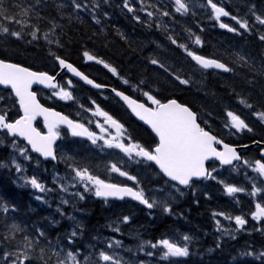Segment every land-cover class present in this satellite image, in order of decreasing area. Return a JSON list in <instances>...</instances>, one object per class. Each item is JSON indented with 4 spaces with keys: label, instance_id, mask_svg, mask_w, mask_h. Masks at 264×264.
<instances>
[{
    "label": "snow or ice",
    "instance_id": "6c2138e0",
    "mask_svg": "<svg viewBox=\"0 0 264 264\" xmlns=\"http://www.w3.org/2000/svg\"><path fill=\"white\" fill-rule=\"evenodd\" d=\"M105 4H108V0H91V4L89 0H0V35L15 37L18 40L27 39L30 36L32 39L27 42L33 43L38 39V33L41 32L40 23L47 21L48 27L47 31L43 32V39L49 46L48 56L58 63L59 68L67 69L69 73L81 78L88 85L103 90L108 85L90 79L58 54V50L63 45L61 36L57 35L56 30L60 29L61 35L63 34L64 25L59 20H63L65 15L71 22L73 19L79 20L81 14H87L99 25L101 15L105 18L109 16V12L103 10L102 5ZM206 6L210 9V18L218 22L221 29L236 34H240V30L251 31L246 19L232 15L219 2L206 0ZM120 7L132 14L134 22L147 27H152V22H154L157 28L162 27L159 17L172 15V12L167 10L168 8L173 9L174 13L188 11V5L184 3V0H172L171 4H163L157 0V4L153 5H145L144 0H122ZM149 8L152 10L149 11ZM49 9H54L56 15H52ZM138 10L145 13L147 19H142ZM250 11L255 19L264 25V15H257L254 5ZM45 13L48 14L45 15ZM222 17H230L238 27L224 23ZM17 28L19 30H16ZM164 30L168 31L167 28ZM189 32L191 34L190 29ZM119 35L121 39H127L124 33L120 32ZM167 39L171 45L183 49L194 62V67L199 73L220 70L224 74L242 77L251 87L260 84L264 92V55H261L257 61L255 57L236 52L232 54L234 58L230 62H224L222 58H212L193 51L187 44L179 43L178 38L171 34L167 36ZM259 41L264 43V34L259 36ZM193 44L202 46L200 36H195ZM53 45L56 46L55 50ZM83 56L88 61L103 65L118 78L122 86H126V90L112 87L111 93L119 98L135 117L150 127L155 134V139L147 144L140 143L127 133L124 123L101 107L95 99L89 98L88 107L84 104L79 106L84 113L90 114L86 122L71 119L54 108L45 107L37 99V93L32 91L33 84L39 83L52 89L53 95L50 98L58 97L63 101H74L72 91L68 90L72 87V80H67V87H65L56 83V77L47 71H33L31 67H26L21 62H12L8 56L0 57V85L6 86L5 91L11 94L10 97L0 95V146L5 144V140H10V153L7 157L0 158V168L9 170L14 168L17 179L25 186L30 185L39 193L33 197L34 201L48 204L49 201L45 196L57 193L60 199L56 212L61 219L66 215L63 211L64 205H69L73 200H84L89 193H94L96 197L103 198L105 201L109 198L124 200L130 197L150 212L162 206L163 212L170 214L172 208L168 204V199H174L172 193L183 195L181 186L191 189L194 184L204 179L217 181L229 196L245 192L246 189L243 187L218 179L220 169L228 168L233 172L243 170L245 178L252 183L249 195L257 197L259 194L261 196V201L255 203V210H252L250 215L253 220L264 223V136L259 140H253V144L259 149V158L244 157L235 145L226 143L224 139L219 138L218 134H213L208 129L207 121L202 119L200 110L198 108L194 110L195 104L187 100L182 102L175 94L163 95L159 87L160 74L177 88H191L196 83L193 76L183 67L176 68L167 65L159 57L151 56L147 58V63L149 67L156 69L157 75L125 77L120 74L117 67L107 62L102 56L91 54L89 51H84ZM129 92L131 94H128ZM233 94L236 95L235 88H233ZM9 99L12 101L11 106H9ZM248 99L250 97L245 99L241 96L239 102L251 109L254 105L248 103ZM254 114L261 122H264V111ZM203 115L211 117L209 112ZM38 116L43 117L47 131H41L34 126L33 122ZM225 116L227 122L224 127L230 131H253L249 123L235 111L226 109ZM61 125H66V130L70 131L72 136L84 138L90 145L96 146L100 152L118 150L127 162L153 169L159 180L163 181V186L151 190L143 188L139 174L132 175L130 171L125 170L124 159L109 161L105 166L106 171L109 174L114 173L126 178L127 181L132 182L131 185L102 179L100 175L93 174L87 159L77 161L74 157H61L67 165L68 173L65 176H60L58 173L53 176L55 189L48 188L41 183L36 175L24 176L26 168L21 161L31 162L33 153L39 154L46 160L48 158L57 160V140L61 135ZM36 163L38 166L40 161L37 160ZM209 164L216 166L209 168ZM249 169L256 175L248 176ZM257 182L261 187L256 186ZM70 188L79 190L69 191ZM165 188L168 189V194L163 200H157L148 194L149 191L164 192ZM204 195L207 197L208 193L205 192ZM18 215L15 204L10 207L7 202H0V222L4 223V231L0 232V264H137L136 261L125 260L119 254L117 249L122 248L123 245L122 241L115 237L94 238L100 240L101 243L104 241L106 243H103V247H100L98 251L93 248L88 255H84L76 244L81 225L74 215H67V219L74 222L72 230L65 232L63 236L57 235L55 239L50 238V229L44 226H37L33 223L31 226L21 227V224L16 222ZM212 217L215 220L217 231L233 239L235 236L232 232L223 228L221 221L216 217H223L230 222L234 220L237 230H243L248 223L244 214L232 216L224 211H213ZM130 219L129 215L118 218L113 231L120 233V223L127 224ZM8 220L12 222L7 223ZM50 223L55 226L59 224V221L52 219ZM256 230L264 231V229ZM194 242H196L195 238L187 233L178 240L168 236L157 240H141L137 245V251L142 252L147 259L138 260V264H153V261L156 264H187L186 260L179 258L193 256L191 248ZM244 248L246 250L239 251L238 256L233 255L231 259L220 260V264H241L238 257H254L264 264V250L257 252L252 245L248 244L244 245ZM222 249L223 240L218 239L214 248L197 254L203 257L222 251ZM81 256H83L82 261L79 259ZM199 264H213V262L212 259L208 261L201 259Z\"/></svg>",
    "mask_w": 264,
    "mask_h": 264
},
{
    "label": "trees",
    "instance_id": "16d2710c",
    "mask_svg": "<svg viewBox=\"0 0 264 264\" xmlns=\"http://www.w3.org/2000/svg\"><path fill=\"white\" fill-rule=\"evenodd\" d=\"M117 1L122 0H116V2ZM109 3L112 15H109L107 18L101 15V23L99 25L92 21L87 14H81L79 20L73 19L71 22L68 21L66 15L63 20H59V22L64 25V28L62 35L60 29L56 30L57 35L61 36V44L63 45V47L58 50V54L63 58H66L70 63L88 74L97 82L111 87H117L119 90H126V86H122L118 78L113 76L107 69L102 68V65H97L95 61L86 60L83 56L84 51H89L91 54L102 56L107 62L117 67L122 76L151 77L157 75V73L155 68L149 67L147 58L152 55L157 57L156 54H153V50L157 47V39L153 34H149L150 30H147L148 32L142 30L141 24L133 21L132 14L127 15L126 12L120 8L121 3H119L118 6L112 5V0H109ZM160 3L171 4L170 0H160ZM144 4H157V0H147ZM148 10L151 11L152 9L149 8ZM167 10L171 12V8H168ZM49 11L52 15H56L54 9H49ZM107 11H109V8H107ZM47 14L48 13H45V15ZM141 18L146 19V16ZM47 27V21L40 23L41 32L38 33V39L33 43L27 42V40H31L29 36L27 39L18 40L14 37L0 35V57L8 56L12 59V62H21L24 66L31 67L34 70L47 71L55 74L57 71V63L48 56L49 46L43 39V32L47 31ZM154 27L155 24L150 27L153 32L156 31ZM101 29H103V31H101ZM16 30L19 29L17 28ZM139 30H142L143 32ZM120 32L124 33L127 37L126 40L121 39L119 35ZM3 41L4 43H2ZM210 41L213 49L217 50L216 52L225 51V46L222 43H217V41L212 40ZM52 47L54 50L56 49L55 45ZM169 62L170 60L167 59V64H169ZM159 79V87L163 95L175 94L182 102L187 100L196 106L203 105L207 109L206 111L211 112L218 110L219 106H221L219 104L223 105V102L224 104L228 102L229 98L233 96V88H235L236 93H239L246 83L243 78L235 80L234 78H231L230 75H226L221 76V79L219 80L221 88L217 86L218 82L209 78V80L206 81V86L201 90H197L193 87L177 88L171 85V82L162 74L159 75ZM80 87L83 88L82 86ZM249 88V94L255 96L258 103L264 102V95L259 94L258 91L251 87ZM128 94L131 93L129 92ZM140 142H142V144L148 143L145 141ZM1 147L2 146H0V149ZM79 148L83 150V145H80ZM75 150L77 151V149ZM4 157L5 156L0 154V158ZM210 166L213 167L214 165L211 164ZM216 184L217 183L211 182L206 185L205 189L198 190L199 193L196 194L194 198L189 196L187 198V209L189 211L187 222L194 226V231L196 229L199 231L201 226L207 225V215L205 213L207 210L203 212L202 204L208 203V201H205L202 198V195L207 192L208 195L214 197L219 193ZM0 202H7L10 207L13 204L16 205L19 213V215L16 216V222L20 223L21 227H24L25 225L31 226L33 223L37 226H44L50 229V238L52 239H55L57 235L63 236L65 232H68V229L63 228V224H60L59 227L51 228V210L44 207L33 206L27 192L17 188L13 184L11 173L9 174L6 168H0ZM172 207L173 210H175V206L173 205ZM139 209L140 208L134 203L124 202L122 204H117L113 209L107 208L105 214L104 212L101 213L99 211L98 206H94L92 208L93 213H91L89 217L83 215L79 220L81 231L78 232L76 237L77 246L84 255H88L93 248L98 251L100 247H103V243H106L105 241L101 243L100 240L94 239L98 238L96 230L106 227L107 225V222H102L103 217L105 215L111 217L112 213H116L115 217L118 215L120 217L123 215H129L131 219L127 225L133 226L134 221H138L137 216L140 215ZM176 212L180 213L179 207L176 209ZM83 213L85 214V209H83ZM177 216L179 217V214ZM11 222L10 220L7 221V223ZM63 222H65V220H63L62 223ZM174 223L175 221L169 219V217L158 220L157 223L147 222V234H149L152 240H154L157 236H161L166 230L174 229L172 227ZM0 227L3 229L0 232L4 231L3 222H0ZM217 240L218 238L215 235H211L206 237L202 244L197 242V246L193 250L191 249L193 256L191 258H185L187 264H199L201 259L204 261L212 259L213 264H220V260L231 259V256L233 255L238 256L239 251L246 250L244 248V245L246 244L252 246L256 245L257 249L261 248V244L258 245L255 240L251 239V241L248 242L242 237L228 242L223 241L222 251L215 252L211 255H204L203 257L197 254L199 252H204L209 248H214ZM65 248L67 249L66 245ZM72 250L75 251V249ZM80 259L82 261L83 256H81ZM238 259H240L241 264H250L249 261H251L247 257H238ZM254 263L255 262L252 264ZM257 264H261V261L259 260Z\"/></svg>",
    "mask_w": 264,
    "mask_h": 264
},
{
    "label": "rangeland",
    "instance_id": "374dc122",
    "mask_svg": "<svg viewBox=\"0 0 264 264\" xmlns=\"http://www.w3.org/2000/svg\"><path fill=\"white\" fill-rule=\"evenodd\" d=\"M147 0H144V2ZM112 0V5L118 6L119 3L122 5V1ZM172 0H170V3ZM214 2H219V4L226 8L232 15H237L241 17L242 19H246L249 24L257 27L261 24L259 21L255 19V16L252 15L250 9L252 6H255V12L257 15H264L262 14L261 10L256 7L255 3L249 2L248 0H214ZM261 2V1H260ZM89 3L91 4V0H89ZM115 3V4H114ZM184 3L188 5V11L186 13H174L173 9H171L172 15L168 17H159V23L162 25L161 28H157L156 26L154 29L156 30L153 32L150 27H147L145 25L141 24V28L144 31L150 30L149 34H153V36L157 39L156 41V48L153 50V54H156L157 57L161 59L162 62H165L167 64V59L170 60L169 64L176 68L183 67L184 70H186L190 75L193 76V79L196 81V83L193 84V88L198 90L203 89L204 86H206V81L210 79H215L217 83V86L221 88L220 79L221 76L224 75H206L199 73L195 68H192L189 57L186 55V53L183 51V49H180L176 47L175 45H171L170 41H168L167 36L169 34L173 35L174 37L178 38L179 43L187 44L193 51H199L201 48L205 45L203 40L207 39L206 44H210L208 47L210 50L217 51L213 49V46L211 44V41H217V43H222L225 46V51L221 52L218 51V53H221L226 59L230 62L234 57L233 53L239 52L241 55L245 56H251L255 57L258 61L261 55H264V46L261 44V42L257 39L258 43L253 42L255 37H253L252 41L249 42L248 36L253 34L256 29H252L250 32H245L244 30H240V34L236 33H230L226 29H221L219 27L218 22L214 21L210 18V9L206 6V0H184ZM108 4L102 5L103 10L107 11V8H109V15H112L111 13V6ZM121 8V7H120ZM138 9V5H137ZM126 12L127 15H130V13H127V10H123ZM138 14L141 15V17L146 16L145 13L139 12ZM147 19V17H146ZM224 23L230 24L232 27H238L235 21H232L230 17H222L221 18ZM155 24L152 22V25ZM257 24V25H254ZM167 28L168 31H165L164 29ZM189 29L191 30V34L189 32ZM142 30H139L143 32ZM262 30V29H261ZM148 32V31H147ZM2 36V35H1ZM195 36H200L203 44L202 46L194 45L193 41L195 39ZM15 38V37H14ZM29 38H31L29 36ZM17 39V38H16ZM32 39V38H31ZM1 40V38H0ZM6 42V41H5ZM4 43V41L2 42ZM159 46V47H158ZM153 56V55H152ZM235 80H239L242 77L240 76H231ZM205 83V84H204ZM249 85L245 83L244 87L242 88L241 92L236 93V95L233 94L231 98H229L228 101L232 100L237 95H244L245 90L250 89L248 87ZM76 88V85H74ZM257 90H261L260 84H257L255 87ZM216 94V93H213ZM264 94V93H263ZM219 109L215 111L216 117L221 119L223 122L226 121L225 116V110L226 109H233V110H239L240 114L242 115V118L247 120L250 123L259 124L260 119L254 114L259 111H264V105H261L260 107L254 109H249L247 106H243L239 102L237 103H225L219 104ZM222 124L223 126L225 125ZM110 153H118L119 151H112L109 150ZM37 161L32 160L31 162H22L24 167L26 168L25 173H23L24 176L31 177L32 175H35L33 171H45V168L40 166V164L37 166ZM47 171V170H46ZM15 179L18 184L30 189L34 193H36V190L32 189L30 185H23V183L17 179L15 169L14 172ZM68 172L59 174L60 176H65ZM54 176V175H53ZM41 183H44L47 185L46 179L42 180V178H39ZM102 179H108V180H122L119 176L109 174L108 172L101 176ZM151 178L149 174H147V170L145 174L140 175V184L142 186L143 181L145 182L146 187L149 185L150 182L147 181V179ZM218 179H223L228 183H231L229 179L236 180L239 179V176L233 175V172L231 171H222L220 170V175ZM217 182V181H216ZM242 183V181H241ZM51 185H48V188H53ZM219 184V183H218ZM220 185V184H219ZM222 193L218 197H212L208 195L207 197L203 194L202 198L205 201H208V203L202 204V210L205 212L206 210V221L207 225L201 226V229L197 231V229L194 231V226L189 224L187 222V216H188V209L186 216H183L182 218H177L174 225L172 226L174 229H169L167 232L162 233L161 236H157L154 240L160 239L164 236H168L169 238L173 239H179L183 236V234L187 233L189 235H192L195 238V241L192 245V250L197 246V242L202 244L206 237H209L211 235H215L218 239H222L224 242L232 241L238 238L244 237L245 241L250 242L251 239L255 240L258 245L264 244V231H257L258 226H256V223L253 219L249 217L250 212L254 210L252 205H246L244 202H236L232 200V197L227 195L222 185ZM79 189H69V191H74ZM192 191V190H191ZM168 194V189L165 188L164 192H154V197L159 200L165 199ZM175 193H172V196H174ZM196 194V190L189 193L190 197ZM67 198V197H65ZM48 201H53L55 205L59 203V195L54 192V194L49 195V197H46ZM173 200L174 199H168V204L173 206ZM254 200V197H253ZM196 205V203H195ZM161 208L160 215L161 216H169L172 218L171 213H164L162 206H159ZM63 211L65 212V217L63 220L67 221V223L70 225L72 224V221L67 219V215L71 214L74 215L76 218L79 217V214L83 213L82 208H77L72 210L68 207V205L63 206ZM140 215L138 217V221H134V225H127L120 223V233H116L113 231V229L116 227V224L118 222V218L115 220L112 219L108 225L104 228V231L109 232L108 237H115L116 239H119L122 241L123 247L120 249H117L119 254L124 257L125 260L136 261L138 264V260H144L147 259L142 252L137 251V245L140 243L141 240H152V238L147 234L148 228L146 226V223H157L158 221L153 219L152 216H149V211L146 208L139 209ZM216 211H224L232 216L235 215H241L244 214L245 218L248 221V226L245 227L243 230H237L234 220L228 221L225 220L223 217H216V219H219L221 221V226L223 228H227L232 232V235L235 236V239H233L231 236H224L222 233L218 232L216 229L215 220L212 217V212ZM57 217L61 219L60 215L57 213ZM111 225V227L109 226ZM137 226V227H135ZM263 226H261L259 229H262ZM261 234V235H259ZM255 250L257 252L261 251L262 249L258 250L256 249V245H253ZM128 249H131V251H128ZM158 255V254H157ZM251 261H249L250 264L255 262L254 264L258 263V259L254 257H247ZM182 259V258H179ZM153 264H156L155 261H153ZM262 264V262H261Z\"/></svg>",
    "mask_w": 264,
    "mask_h": 264
},
{
    "label": "flooded vegetation",
    "instance_id": "af4514ba",
    "mask_svg": "<svg viewBox=\"0 0 264 264\" xmlns=\"http://www.w3.org/2000/svg\"><path fill=\"white\" fill-rule=\"evenodd\" d=\"M248 1L255 3L256 7L261 10L262 14H264V0H248ZM254 25H257V24H254ZM249 27L251 30L256 29V31L253 34L248 36L249 42H251L253 37H255L253 42L258 43L257 39L259 40V36L264 34V25H261L262 30L260 29L259 25L257 27H255V26L249 24ZM203 42L205 45L201 48V50L197 51L199 54L204 55V56H208V57H212V58H222V60L224 62H229L226 59V57H224L221 53L210 50V48L208 47L210 44H206V42H207L206 39H204ZM261 44L264 46V43H261ZM204 53H206V54H204ZM189 61H190L192 68H195L194 62L191 61L190 57H189ZM240 71H244V69H240ZM203 74H206L208 76H210V75H224V76L230 75V74H224V73L221 74L217 71H208V72H205ZM230 76H232V75H230ZM213 80L216 81L215 79H213ZM196 87L197 86H195V89H196ZM248 87H251V86H248ZM251 88L255 89L254 87H251ZM68 90L72 91L74 101H63V100H60L58 97L57 98H50L53 95L52 90L45 89V90L39 91L40 102L44 106L54 108L55 110L62 112L65 115H68L72 119H80L81 122H86L88 120L90 114L84 113L80 109L79 106H80V104H84L85 107H88L89 106V98L95 99L96 102L101 105V107H103L106 111H109L110 114H112L115 118L119 119L121 121V123H124L125 127L127 129V133L130 134L131 136H133L136 140L145 141V142L150 143L155 139V136L151 132H149L143 125H141L129 113V111L125 108V106L116 97L108 95V94H104L100 91H97L95 89H92V88H89L86 86H84V88H80V89L69 88ZM255 90L258 91L259 94L264 95L263 94L264 92H262V90H257V89H255ZM0 92H2V91H0ZM3 93L5 94V92H3ZM5 96L10 97L11 95L6 93ZM241 96H243L245 99L250 97V99H248V103H251L254 105V107L251 109L256 110V108L260 107L261 105H264V102H262L260 105V103H258L256 101V97L253 96L252 94H249L248 90H245L244 95H237L232 100H230L228 102L229 103H237V102H239ZM11 103H12V101H11V99H9V106H11ZM242 105L246 106V104H242ZM197 108L200 110V112L202 114V119L204 121H207L208 129H210L213 132V134H218L219 138L224 139V141L226 143H230V144H233L235 146H248L247 147L248 149H246L243 153H241L242 156L248 157V158H253V159L259 158V149L253 144V140H259L262 136H264V122L260 121L259 124H254V123H250L246 120V122L249 123V125L253 128L252 132H248L246 130L241 131V132H235V130L230 131L228 128H225L222 125L225 122H223L221 119L216 117L215 112L206 111L207 109L203 105H197L196 108H194V110H196ZM231 110H233V109H231ZM12 111L14 112L15 109L13 108ZM233 111H235L237 114L241 115L239 110H233ZM205 112L211 113V117H209L208 115H203V113H205ZM78 113H79V115H78ZM36 126L41 131H47V129L44 127V121H42L40 119L37 120ZM202 126H204V125H202ZM143 128H144V130H143ZM94 130H96V129H94ZM60 131L62 134L66 135L67 142H71L72 140L76 139V140L81 141V142H86L87 146L89 148H91L92 150H98V148L96 146L90 145V143L87 142L85 139L72 137L68 131H66L64 129L62 130L61 128H60ZM57 145H58L57 160H56V162H52L53 167H54V171L52 172V174L50 173V171H46V169H45V171H37V170L33 171L36 176H39V178L43 179V175H45L46 179L48 180L47 186L51 185L50 184L51 182H52V185H55L52 175H55L57 173L62 174V173L68 172L67 165L64 162V159H62L61 157H74L77 161H79L80 158H82L84 156L83 159H87V162L90 164V166L93 170V174L100 175V176L107 173L105 166H106V164H108L109 161H117V160L124 159L125 160V170L133 172L134 175L138 174L136 172V170L139 166H136L134 163L127 162L126 158L123 157L122 153H119V152L118 153H109V152L76 153V152H71L70 154H67L66 152L61 153L63 146H60L59 142L57 143ZM116 151H118V150H116ZM36 159L39 160L36 156L33 157L34 161H36ZM49 162L50 161L43 163L42 161H40L39 164H40V166L45 168V167L49 166V164H50ZM224 169H227L228 171L233 172L231 169H228V168H224ZM220 170H223V169H220ZM113 175L118 176V174H114V173H113ZM233 175L239 176L240 180L239 179L233 180L232 183L238 187L245 188L246 191L242 192V193L233 194L231 196L232 200L236 201V202H244L246 205H252L254 210H255V203L258 201H261V199H262L261 196L258 194L257 197H254V200H253V197L251 195H249V193L251 192L252 183H251V181H249L245 178L243 170H241L239 172H233ZM255 175L256 174L253 173L251 169L248 170V176L252 177ZM160 181H161L162 186H163V181L162 180H160ZM241 181H242V184H239ZM256 186L261 187L259 182H257ZM216 187L218 188V190L220 189V186L217 184H216ZM181 191L183 192V195H180L179 193H177L180 196V207H179V210H180L179 217L180 218H182L183 216H186V214H187V198H188L187 189H181ZM107 205H108V201H104V200L100 199V197H96L94 195V193L89 196V198L87 199V201L85 203V207L89 211V216L91 215V213H93L92 208L94 206H98L99 211L101 213L102 212L105 213V206H107ZM177 215L178 214L176 213V217H173V218L169 217V219L176 221L177 218H179ZM150 216H153L155 218L156 213L153 212ZM165 217H167V216L165 215L164 218ZM249 217L252 219L251 215H249ZM254 221L256 223V226H258V229L261 226H263L262 229H264V223H261L260 221H256V220H254ZM247 226H248V223H247L246 227ZM259 235H261V234H259Z\"/></svg>",
    "mask_w": 264,
    "mask_h": 264
},
{
    "label": "water",
    "instance_id": "95a60500",
    "mask_svg": "<svg viewBox=\"0 0 264 264\" xmlns=\"http://www.w3.org/2000/svg\"><path fill=\"white\" fill-rule=\"evenodd\" d=\"M80 71V70H79ZM218 71H220V70H218ZM222 72V71H221ZM63 73H67L68 75H70L73 79H75V80H78V81H80V82H82V83H84V84H86V85H88L85 81H83L81 78H79V77H76V76H74V74H72V73H69L68 71H67V69H61L60 68V70H59V72H58V74L55 76L56 77V80H57V78L60 76V75H62ZM91 79V78H90ZM56 82V81H55ZM88 86H91V85H88ZM0 87H2V88H6V86H3V85H0ZM35 87H41V88H48L46 85H41V84H39V83H34L33 84V86H32V89L33 88H35ZM94 88V87H93ZM102 91H105V92H108V93H110V94H112V95H114L113 93H111V88L110 87H107L106 89H103ZM115 96V95H114ZM119 99V98H118ZM122 102V101H121ZM123 103V102H122ZM126 106V105H125ZM126 108H127V106H126ZM129 110V109H128ZM130 111V110H129ZM130 113H131V111H130ZM132 114V113H131ZM134 117H135V115L134 114H132ZM37 118H42L43 119V117H41V116H38ZM36 118V119H37ZM141 124H143L145 127H147V129H149L150 131H151V129H150V127L149 126H147L143 121H140L137 117H135ZM35 122V121H34ZM33 122V123H34ZM61 126H63L64 128H66L67 129V126L66 125H61ZM152 132V131H151ZM153 133V132H152ZM154 134V133H153ZM155 135V134H154ZM22 139V138H21ZM245 148L244 147H237V150L238 151H242V150H244ZM39 155V154H38ZM43 158V157H42ZM44 160H46L45 158H43ZM48 159H50V158H48ZM47 159V160H48ZM182 188H185V187H183V186H181ZM128 198H130V197H128ZM110 199H114V198H110ZM116 200H118V199H116Z\"/></svg>",
    "mask_w": 264,
    "mask_h": 264
}]
</instances>
